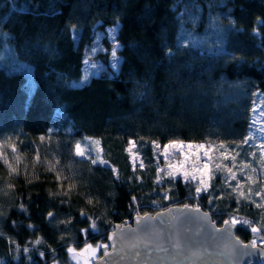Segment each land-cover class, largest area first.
Here are the masks:
<instances>
[{
  "label": "trees",
  "instance_id": "1",
  "mask_svg": "<svg viewBox=\"0 0 264 264\" xmlns=\"http://www.w3.org/2000/svg\"><path fill=\"white\" fill-rule=\"evenodd\" d=\"M261 22L264 0H0V153L16 170L10 175L0 156V264H73L69 246L79 251L86 243H105L116 225L138 212L187 201L218 223L231 214L260 227V197L237 203L232 191L237 180L246 195L250 187L238 167L230 186L227 173L214 170L209 190L194 200L196 185L181 178L155 183L161 159L152 142H224L231 151L254 131L252 108L264 107ZM117 23L118 70L103 57V68L73 86L85 75L95 34ZM101 42L110 48L105 36ZM259 135L239 149L236 161L256 167L257 178ZM85 137L101 141L107 166L74 155ZM129 140L144 169L137 162L133 171ZM211 155L213 169L221 162L233 166ZM235 231L243 242L253 238L248 226ZM38 237L42 242L35 244Z\"/></svg>",
  "mask_w": 264,
  "mask_h": 264
},
{
  "label": "snow or ice",
  "instance_id": "2",
  "mask_svg": "<svg viewBox=\"0 0 264 264\" xmlns=\"http://www.w3.org/2000/svg\"><path fill=\"white\" fill-rule=\"evenodd\" d=\"M264 23V22H261ZM118 28V23L117 25L113 26L112 29L108 30V38L112 41L111 45V59H112V66L116 67L119 63V58L117 57V50L119 49L120 45L116 37V31ZM73 29H75V26L73 25ZM255 31V29H254ZM76 39H79V34L77 33L75 35ZM104 39V34L103 33H97L95 34V38L93 40L92 47L89 49V51L92 54H95V52L103 50L100 48V41ZM84 63L86 65L89 64V60H85ZM92 67H95L93 64ZM93 75L95 73H92ZM87 74L84 75L79 82H77L73 86H82L83 83L87 80ZM254 95H256L254 93ZM252 115L253 119L249 123V128L255 129V132H258L261 137H264V107H259L254 105L252 108ZM41 141L45 139V137L42 135L39 138ZM256 136L253 134L252 131L249 132L248 135L243 137L242 140L234 142L236 144V147L229 150L227 144L224 142H220L218 145L214 144H208L207 146L203 143L201 144H194V143H185L182 140H171L168 143L164 144L162 146L161 150V145L157 141H153V150H154V155H159L163 156L164 160L167 162L165 168H160L159 165L157 166V179L155 183L160 184L162 183V180L164 177L169 178L172 181H175V179L178 176H182L185 183H188L190 181H196L198 179V184L195 187V194L197 197L200 196L201 193L207 192L210 187V181L213 179L215 171H220V172H226L227 176L225 178V185H228L229 180H237V173L236 171L233 170L234 167H238V170L241 172V174L246 175V180L247 183L250 185L248 188V193L247 195L245 192L242 190L243 185L237 180L236 187L232 188L233 193H237V203L240 202V198H244L246 200L251 201V198L253 195L256 197H260V202L256 203L257 208L264 209V141L259 143L258 145L254 144L253 147L255 149L259 150V159L256 161V163L259 165V172H260V177L257 178L255 176V173L257 172V168L253 167L251 163H246L243 160L240 161L239 165H237V157L240 156V151L239 149H242L245 145L249 144L250 141H255ZM84 140L87 142L86 145H82V142L77 141L74 145V155L76 157H81L86 160H90L91 164L96 165H105L107 166L109 162L103 158L102 152L103 149L101 148V141L99 139H93L91 137H85ZM136 149V142L129 140L128 141V148L126 151L129 154V157L132 161L133 165V171L135 172L137 162H139V167L140 169L145 168V164L142 159H140L138 151H134ZM187 149V152L185 151ZM200 150L203 151V157L206 158V160L201 164V154ZM17 151L16 147L13 145L12 146V152L15 153ZM213 151L219 153V157L223 160H228L231 159L233 162L232 167H228L227 165H224L222 162L221 163H215L214 169L211 166L213 163V156L210 154ZM176 152H179L180 155L184 157V159L179 160L177 163H172L171 159L175 155ZM94 153L95 155H91ZM254 159L256 156V152L253 151L249 153ZM0 156H3L4 158V163L8 166L9 168V174H13L16 170L15 168L8 163V159L6 156L3 155V153H0ZM38 159V157H37ZM58 163V162H57ZM190 165V167H188ZM249 169L250 174H245L244 170ZM49 170H55V165L50 166ZM215 170V171H214ZM112 174L119 179V173L118 170L115 167L111 168ZM163 174V175H161ZM57 179H60V176H57ZM137 180H139V177H136ZM258 184L259 190L253 191V188L251 185H256ZM9 189H11L13 186L8 185L7 186ZM170 197L168 196L167 193H165L163 199L167 200ZM219 198V197H218ZM136 197L132 198V203L135 204ZM209 202H212V197H209ZM255 203V201H252ZM88 203H92L91 200L88 201ZM155 203V201H154ZM192 208L193 211L200 212V208L198 205L196 206H190L188 204L183 205V208L188 209ZM20 211L21 212H26L27 209L25 206L21 203L19 205ZM165 211H168L165 209ZM162 213H157L156 215L159 216ZM53 213L49 212L47 214L48 218L53 217ZM81 215L84 216L85 213L82 211ZM203 215L207 217L209 213L204 212ZM149 214L145 213L143 217L139 215V212L137 213V218L138 220H143L145 217H148ZM154 219V217H151ZM89 220H92L91 217H88ZM70 223V221H69ZM13 224L15 222L13 221ZM224 225L228 228H235L237 225H243V226H248L250 227L251 233L253 234V239L250 241V246L253 249H256L258 247L257 240L260 239L261 244H264V237H259L257 234L260 233L262 230H264V217L261 218V225L260 227H257L255 224H253L250 220L248 219H243L241 217H238L236 215H231L230 218L224 220ZM29 228H32V225L28 226ZM117 228H124L127 227V224L125 222L124 225H117ZM91 229L93 231H97V225L95 221L93 220L91 223ZM82 232H86L87 230L82 229ZM0 235H3L2 232H0ZM115 236V233H110L108 236V240H113ZM12 243H15V241H11ZM42 240L38 237L36 241H34L35 244H40ZM249 245H244V247H248ZM17 248L19 246L17 245ZM98 249H104L103 256L97 257V251ZM108 245L107 244H97L95 247L90 245V244H85L83 248H81L79 251H77L75 248L69 246L67 248L68 254L71 259L76 260L77 264H80L81 261L84 262V264H88L89 260H95V259H103V257H106L109 255L108 251ZM24 252H28L29 248L25 247L23 249ZM260 253L264 254V247L260 248ZM43 255V253H42Z\"/></svg>",
  "mask_w": 264,
  "mask_h": 264
},
{
  "label": "water",
  "instance_id": "3",
  "mask_svg": "<svg viewBox=\"0 0 264 264\" xmlns=\"http://www.w3.org/2000/svg\"><path fill=\"white\" fill-rule=\"evenodd\" d=\"M165 209L148 213L143 220L135 215L124 228L116 225L106 238L109 255L92 264H264L262 246L251 248L235 228L218 226L208 211L196 212L183 205ZM204 212L209 215L205 217ZM110 233H115L111 241Z\"/></svg>",
  "mask_w": 264,
  "mask_h": 264
},
{
  "label": "rangeland",
  "instance_id": "4",
  "mask_svg": "<svg viewBox=\"0 0 264 264\" xmlns=\"http://www.w3.org/2000/svg\"><path fill=\"white\" fill-rule=\"evenodd\" d=\"M113 28V27H112ZM112 28H109V29H112ZM109 29H107V33L104 35L105 37H106V39H107V41L110 43V48L108 49V48H105L104 46H103V44H102V42L100 41V48L101 49H103V50H100V51H97V52H95V54H92L90 51H89V49L92 47V45L86 50V59L85 60H89V64L88 65H86L85 64V75L87 74V76H89L90 74H92V73H97L98 71H99V69H101V68H103V66H104V58L105 57H107V58H109V57H111V45H112V41L108 38V30ZM98 33H101V32H98ZM97 34V33H96ZM93 44V43H92ZM100 54V56L98 57L97 55H99ZM107 55V56H106ZM104 57V58H103ZM117 57L119 58V62H120V56L119 55H117ZM111 62H112V59L110 58L109 59V63L111 64ZM95 65V67H92V65ZM118 68H119V63H118V65L116 66V70H118ZM259 108V107H258ZM254 131H255V129H254ZM254 131H253V134H254ZM255 134H259L258 132H256ZM254 134V135H255ZM259 137H260V135H259ZM92 138V137H91ZM93 139H96V138H93ZM258 140H262V141H264V137H261V138H258ZM86 142V141H85ZM187 143H194V144H201V143H197V142H187ZM86 144H87V142H86ZM203 144H205L206 146L208 145V144H206V143H203ZM164 145V144H163ZM163 145H161V150H162V146ZM186 152H187V149L185 150ZM203 151L204 150H200V154H201V164L206 160V158L205 157H203ZM211 154V153H210ZM160 159H161V161H160V168H165V166H166V161L164 160V158H163V156H158ZM182 159H184V157L182 156V155H180V153L179 152H176L175 153V155L172 157V159H171V162L172 163H177L179 160H182ZM188 167H190V165L188 166ZM163 175V174H162ZM177 178H181L183 181H184V179H183V177L182 176H178ZM190 183H192V184H194V185H197L198 184V179L196 180V181H190ZM196 187V186H195ZM191 197H194V200L196 199V195H194V196H191ZM183 204H188V205H191V206H196L195 204H193V203H190L189 201H187V202H184ZM183 204H179V205H183ZM159 210H162V209H158L157 211H159ZM155 212V211H154ZM154 212L152 213H149V214H154ZM230 218V217H229ZM229 218H226V219H229ZM226 219H224V220H226ZM224 220L222 221V222H220V223H218L217 221H215V220H213L218 226H221L223 223H224ZM129 223V222H128ZM243 226V225H242ZM244 227H246V226H244ZM249 229H250V227H249ZM259 237H264V235L260 232V233H258L257 234ZM254 238V237H253ZM252 238V239H253ZM251 239V240H252ZM251 240H249V242L251 241ZM257 243H258V245L259 246H262V247H264V244H261V241H260V239H258L257 240ZM97 244H106V242L105 243H97ZM97 244H95V245H92V246H96ZM91 245V244H90ZM101 252H102V249H98V251H97V257H100L101 256ZM92 262H93V260H89V262H88V264H92ZM72 263L73 264H77V261L76 260H73L72 259ZM80 264H84V262L83 261H81L80 262Z\"/></svg>",
  "mask_w": 264,
  "mask_h": 264
}]
</instances>
